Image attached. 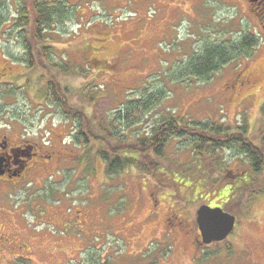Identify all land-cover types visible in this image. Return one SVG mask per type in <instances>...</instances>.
I'll list each match as a JSON object with an SVG mask.
<instances>
[{"label": "rangeland", "instance_id": "1", "mask_svg": "<svg viewBox=\"0 0 264 264\" xmlns=\"http://www.w3.org/2000/svg\"><path fill=\"white\" fill-rule=\"evenodd\" d=\"M68 1L69 20L53 27L47 39L54 61L71 72H51L69 88L71 107L86 113L88 143L77 142L73 120L42 97L53 76L49 65L40 62L29 69L19 38L5 31L8 26L0 32V134L17 143L44 144L42 152L51 156L43 158L44 185L41 177L32 186L15 185L9 200L14 210L33 199L39 211L61 212L58 222L77 216L71 230L81 229L78 247L91 244L95 264H264V193L250 199L253 189L264 186V175L258 184L243 186V192H232L235 184L256 177L253 172L245 177L248 164L237 151L195 161L219 175L213 184V176L199 173L196 164L193 171L181 172L195 160L192 146L181 140L170 141L154 175L136 169L110 175L99 154L121 146L117 138L105 137L104 126L126 131L132 136L126 144H132L133 136L172 116L234 130L246 125L249 139L260 146L264 36L258 10L245 0ZM249 33L258 38L251 54L236 56L207 78L185 74L186 63L205 45H230ZM88 90L93 97H86ZM155 96L159 99L131 128L114 118L127 102ZM215 159L222 161V171ZM204 203L226 208L238 220L225 241L211 246L198 240L197 210ZM26 219L34 226L39 222L31 213Z\"/></svg>", "mask_w": 264, "mask_h": 264}, {"label": "trees", "instance_id": "2", "mask_svg": "<svg viewBox=\"0 0 264 264\" xmlns=\"http://www.w3.org/2000/svg\"><path fill=\"white\" fill-rule=\"evenodd\" d=\"M15 7L16 9H14L12 0H0V32L8 26L5 31L16 36V39H20L17 40L23 45L25 53L22 61H25L27 67L33 69L41 62L49 65V73L51 69L56 70V72L59 70L71 72L69 67L54 61L53 46L51 44L49 46L47 39V34L53 31V27L69 20L71 12L69 1L16 0ZM257 45L258 38L252 33L246 34L239 41L230 45H205L201 53H196L186 63L185 74L190 77L207 78L230 63L236 56L251 54ZM48 82L46 90L41 91L42 97H45L46 101L52 105L57 106L66 119L73 120L74 127L76 125L77 128L75 127L76 133L72 134V137L79 143H88L91 136L84 125L87 120L86 113L82 109L71 107L68 98L69 88L62 87L54 74ZM89 96L93 97L94 94L88 90L86 97ZM156 99L159 98L155 96L148 100H131L119 111V117L114 118L123 123L126 121V129L131 128L143 119L145 112L153 107ZM110 127H103L107 134L105 137L117 138V143L121 145L118 146L117 150L115 147L111 148V151L108 149L99 152L106 163V172L110 175L126 169H136L154 175L161 169L162 161L160 162L159 159L165 157L166 149L173 139L181 140L194 149L195 160L193 159L187 167H183L181 172L193 171L197 160L202 162L205 157L209 156L214 159L219 152L234 149L244 157L243 161L248 164V173L245 174V177L251 175V172L256 177L253 179L250 176L252 177L250 182L241 181L237 185L235 184L232 192L238 190L240 193L243 186L250 185L252 182L254 184L259 183L260 177L264 175V127L261 130L260 146L249 139L248 126L246 125L237 126L234 130L231 126L213 121L195 122L191 119L185 120L175 116L159 120L144 135L133 136L132 144H126L130 137L132 138L126 134V131L115 128L114 124H111ZM215 163L219 165L222 161L215 159ZM174 166L177 165L174 164ZM195 166V170H201L199 173L202 172L205 177L213 176L212 184L218 181L219 175L212 172L214 169L205 168L207 165L202 163ZM219 167L221 171L224 169H221L220 165ZM178 172L180 171L178 170ZM228 172L230 170H227L226 173ZM260 189H253L250 192V199L264 193V186Z\"/></svg>", "mask_w": 264, "mask_h": 264}, {"label": "flooded vegetation", "instance_id": "3", "mask_svg": "<svg viewBox=\"0 0 264 264\" xmlns=\"http://www.w3.org/2000/svg\"><path fill=\"white\" fill-rule=\"evenodd\" d=\"M245 1L254 10H258L256 13L260 20L258 25L264 36V20L261 19V16H264V0ZM247 81L251 83L250 79ZM242 83L244 81H241ZM45 149L44 144L17 143L8 133L0 134L2 171L0 173V264H95L97 258L92 252L93 246L85 243L86 246L78 247L79 244H82V231L78 227L74 231L71 230V220L77 219V216L70 218L62 216L64 220L58 222L56 215L61 212L39 211L38 208L41 206L40 204L36 206L33 199L20 202L17 206L21 208L19 210H14L9 201L17 188L15 185L19 183L25 182L27 187L32 186L36 184L37 177H41L42 185L46 183L45 175H43L47 169L46 162L43 160L46 156L42 152ZM27 192L29 191L27 190ZM29 205L31 209H28ZM27 213H31L35 217L34 221L39 219L35 226L27 221ZM42 217L45 220H40ZM90 234L93 238L95 233L91 232ZM91 238L88 239L90 242ZM200 238L198 240L201 244V233ZM211 245L213 244L207 246ZM66 246H69L70 249H65ZM87 252L88 254L85 255L84 253ZM49 256L51 259L47 260L46 258Z\"/></svg>", "mask_w": 264, "mask_h": 264}, {"label": "water", "instance_id": "4", "mask_svg": "<svg viewBox=\"0 0 264 264\" xmlns=\"http://www.w3.org/2000/svg\"><path fill=\"white\" fill-rule=\"evenodd\" d=\"M0 173L1 166H0ZM236 216L222 207L203 204L197 210V224L205 244L224 241L234 230Z\"/></svg>", "mask_w": 264, "mask_h": 264}]
</instances>
